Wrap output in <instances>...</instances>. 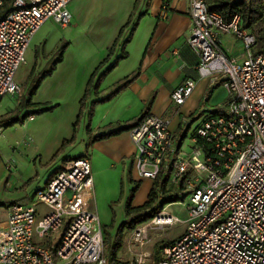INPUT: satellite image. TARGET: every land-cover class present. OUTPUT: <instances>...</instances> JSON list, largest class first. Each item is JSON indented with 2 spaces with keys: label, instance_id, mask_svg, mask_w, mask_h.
<instances>
[{
  "label": "built area",
  "instance_id": "built-area-1",
  "mask_svg": "<svg viewBox=\"0 0 264 264\" xmlns=\"http://www.w3.org/2000/svg\"><path fill=\"white\" fill-rule=\"evenodd\" d=\"M6 1L0 0V8ZM72 1L14 0L0 19V103L20 94L16 74L42 26L50 20L70 24ZM206 1L190 0L188 43L200 58V76L213 84L222 78L229 99L197 128L189 154L178 146L168 121L149 115L130 131L135 167L141 179L156 181L162 174L161 184L174 189L182 184L176 194L188 199L185 231L163 249L159 264H264V51L254 53L257 37L241 29L240 16L226 22ZM230 33L243 42L241 60L220 46L219 36ZM195 86L186 80L172 102L185 104ZM93 191L88 156L61 162L31 203L8 208L0 223V264H109L102 225L91 209ZM179 221L165 209L137 226L132 240L143 247L154 225ZM61 230L53 248L48 238ZM133 264L156 263L143 252Z\"/></svg>",
  "mask_w": 264,
  "mask_h": 264
},
{
  "label": "crops",
  "instance_id": "crops-1",
  "mask_svg": "<svg viewBox=\"0 0 264 264\" xmlns=\"http://www.w3.org/2000/svg\"><path fill=\"white\" fill-rule=\"evenodd\" d=\"M69 11L72 16L69 25L47 21L31 42L28 53L31 52L34 58L41 54L46 63L56 58L54 54L61 44L66 42L68 47L63 61L33 98V103L38 106L35 110L52 109L28 119L23 126L27 131L19 134L34 143L31 148L33 169L18 182L7 177V168L0 163V192L14 195V199L15 192L22 191L17 197L31 203L35 193L46 185L61 162L86 154L90 156L94 182L93 212L98 215L97 202L106 206L118 198L121 182L128 176L140 185L133 207H142L149 200L154 181L141 179L138 175L136 147L130 132L96 142L88 148L91 104L107 98L126 78L139 71L137 79L125 90L95 107L92 137L113 132L139 119L155 96L149 115L169 122V128L183 151L194 146V134L203 121L223 107V89H226L222 78H215L213 84L197 71L200 58L188 43L193 28L190 0H73ZM131 17L132 25L121 35ZM139 17L138 28L125 47L128 57L106 76L98 93L92 92L80 118L81 101L89 82L96 72L97 79L120 58L123 44ZM219 40L228 56L243 59L244 46L240 38L230 33L221 34ZM117 41L119 43L110 55ZM188 79L196 82L195 89L185 104L177 106L172 102V94ZM109 126L113 127L107 129ZM0 128V135L11 143L21 141L14 130ZM184 135L186 139L181 141ZM74 136L75 142L58 154L64 142H71ZM38 160L43 168L41 173L46 170L42 179L36 165ZM37 180L40 183L31 196L30 186Z\"/></svg>",
  "mask_w": 264,
  "mask_h": 264
},
{
  "label": "rangeland",
  "instance_id": "rangeland-1",
  "mask_svg": "<svg viewBox=\"0 0 264 264\" xmlns=\"http://www.w3.org/2000/svg\"><path fill=\"white\" fill-rule=\"evenodd\" d=\"M208 7H212L213 1L207 0ZM6 17V10H2L0 12V19H3ZM260 32L264 33V26H261L257 31L256 35L259 37ZM259 46L254 49V53H257ZM26 63L23 64L20 69L18 70L16 74L15 81L20 86L21 92L18 95L15 96H6L3 98V100L0 103V116L7 114V113H14L16 112V107L18 105L19 98L24 94V90L22 85L27 80L28 73L31 71V69L36 66L39 68L43 67L46 63V60L42 58L41 54L37 55L36 58L33 57L32 53L29 52L27 55ZM38 68V70H40ZM229 99L228 93L223 89V103L225 104ZM223 104V105H224ZM26 123V122H25ZM24 123V124H25ZM24 124H17L9 129L14 130V133L17 134V136L20 138L21 134L26 132L27 130L23 128ZM2 130V128H0ZM20 134V135H19ZM21 141L19 143H11L8 138L5 136L0 135V163L2 166L7 168V174L8 178L16 179L18 182L22 181L33 169V154H32V147H34V143L31 141H27V139H24L22 136ZM186 153H191L192 148H189L187 150H183ZM85 156L89 155L84 154ZM37 169L39 170V173H41L40 170L43 168L39 166V160L36 163ZM46 175V170L42 174V179ZM40 180H37L33 182V184L30 186L31 189L29 192H31V196L35 192L36 185H39ZM133 185L131 180L129 179V176L127 177V180L124 182H121L120 185V193L117 199L111 200L106 206H100L99 202H97L96 206V212L98 213V217L100 219L104 240H105V252H106V258L108 261L113 259L114 254V247L116 243V238L118 231L122 224L129 222L132 217H127L126 215V204L127 200L130 197V194L133 190ZM132 187V188H131ZM176 188V187H175ZM35 189V190H34ZM22 191H16L15 192V198L13 199L14 195L7 193V192H0V203L1 199L2 206H0V223L3 222L7 217V210L8 208L13 204H23L25 203L26 199L21 200L19 199V195L22 194ZM176 194V191L174 189V186L172 184H167L165 190H163V193L161 196L157 199V201L154 204V207L160 206L164 200H167L170 196H174ZM18 195V197H17ZM149 200L146 202L148 203ZM145 203V204H146ZM188 203L187 200H180L176 204H169L166 205L163 209L169 210L171 213H174L177 215L180 219L179 222L172 226H165V225H154L149 230V240L145 243L143 247L135 244L132 240V233L134 230H129L128 228H125L123 230V246L122 248L117 252V259L122 264H133L137 258V256L140 253H150L154 254V260L156 264H159L162 259L163 255L161 253V247H165L166 245L170 244L172 241H175L180 235L185 231L187 221H188V215L186 212V204ZM144 204V205H145ZM150 210H145L141 215L146 214ZM162 211V212H163ZM136 217V216H134ZM62 230L54 235H51L48 239L51 241L53 248H56L61 236Z\"/></svg>",
  "mask_w": 264,
  "mask_h": 264
},
{
  "label": "trees",
  "instance_id": "trees-1",
  "mask_svg": "<svg viewBox=\"0 0 264 264\" xmlns=\"http://www.w3.org/2000/svg\"><path fill=\"white\" fill-rule=\"evenodd\" d=\"M13 2L14 0H7L3 7L0 8V12L2 10H6V16L11 12L13 9ZM211 11L217 12L221 15H223L224 19L226 22H231L235 16H240L241 18V29L243 31L251 32L256 35V31L261 27L264 26V0H216L213 2L212 7H209ZM5 18V17H4ZM132 17L129 20V23L125 28L122 29L121 35L124 33L125 29L130 27L132 25ZM141 17L138 18V20L134 23L132 26L130 35L128 39L124 42L123 46V52L122 55L120 56L119 59L116 60V62L109 67L99 78L96 79L98 72H96L91 79V81L88 84L86 93L84 98L81 101V113H80V118L82 117V114L85 110V107L87 105V102L92 94V92L98 93L99 88L106 78V76L113 71L120 61L126 59L128 57V53L126 52L125 47L130 43L133 35L135 34L139 20ZM257 37V35H256ZM119 41L115 43L114 48L110 51V55L114 53L115 47L118 45ZM257 45L259 46L257 52H262L264 51V33L260 32L259 37H257ZM68 47V43H63L61 46L58 47L56 50L54 57L56 58H51L49 61L46 63L45 66L41 67L40 70H38L39 66L36 67L34 66L33 69L31 70L29 76L27 77V80L24 82L22 85L24 94L19 98L18 100V105L16 107V112L14 113H7L4 115L0 116V127H3L5 129L11 128L17 124H24L28 119L31 117H34L36 115H41L44 114L45 112L50 111L52 108H42L35 110L38 106H36L33 103V98L37 94L39 88L41 87L42 83L52 76L54 71L56 70L57 66L63 61V55L65 53V50ZM257 47V46H256ZM139 75V71L135 72L132 74L130 77L126 78L120 85V87L114 91L111 95H109L107 98L94 102L90 106V113L88 117V125H87V134L90 138V142L88 144V148L99 141L107 140L111 137L120 135L124 132H130L133 128L138 126L145 118H147L150 114L152 105L155 100V96L151 98V100L148 103L146 111L142 114V116L131 122L128 123L126 126L119 128L113 132L102 134L99 136L92 137V131H91V122L94 117V112H95V107L99 104L106 103L113 99L117 94L125 90L131 83H133ZM79 118V119H80ZM113 126H109L107 129H111ZM76 136H74L73 140L71 142L65 141L63 148L58 152L60 154L63 152V150L70 144H73L75 142ZM186 136L184 135L181 139V141H185ZM182 144V142H181ZM162 180V174L157 177L156 181H154L153 188L150 192L149 195V202L143 205L142 207L134 208L133 207V201L135 198V194L138 191L140 185L137 183H134L133 180L131 179L132 184L135 185L134 189L132 190L130 197L127 200L126 204V215L127 217H132V219L127 222L122 224L120 227L118 234H117V240L115 243L114 247V254H113V259H111L109 264H122L118 261L117 259V252L122 248L123 246V230L125 228H128L129 230H134L137 226L140 224L149 222L151 219L155 218L157 215H159L164 207L169 204H174L182 200L181 198L178 197L177 194L174 196H170L167 200H164V202L158 206L154 207L155 202L159 198L158 192L163 193V190H165L167 186V181H164V183L161 184ZM183 185L180 184L178 187L175 188V191L177 193V190H182ZM160 194V196H161ZM145 210H150L146 214L141 215ZM136 216V217H134ZM174 241H172L170 244H173ZM166 245V246H168ZM165 246V247H166ZM165 247H161V253L163 255V249ZM154 257V254H153Z\"/></svg>",
  "mask_w": 264,
  "mask_h": 264
}]
</instances>
